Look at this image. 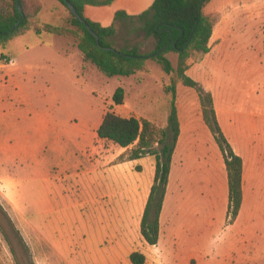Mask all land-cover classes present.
Returning <instances> with one entry per match:
<instances>
[{
	"label": "crops",
	"instance_id": "1",
	"mask_svg": "<svg viewBox=\"0 0 264 264\" xmlns=\"http://www.w3.org/2000/svg\"><path fill=\"white\" fill-rule=\"evenodd\" d=\"M153 2L114 0L106 6H85L84 14L108 27L116 12L137 16ZM57 52L66 57L71 53L79 56L74 51L63 53L61 48ZM114 107L119 116L130 117L118 106ZM114 107L110 105L111 109ZM261 112L257 127H252L258 133V144L248 147V152H257L254 162H264V108ZM104 113L95 122H88L86 129L76 125L79 132L73 138L68 137L69 129L64 131L46 120L38 127L41 134L37 136L25 128L12 129L11 123L0 136V177L8 183L9 199L15 208L23 201L33 211L35 263L131 264L129 256L133 252L145 257L144 264L247 263L250 253L246 244L258 235L253 210L264 209V197L259 199L253 188L264 181L259 175H256L259 181L246 175L244 158L233 148L243 164L242 202L235 221L227 223V171L223 156L203 122L201 108L199 117L195 115L186 123L177 108L179 135L155 245L147 244L141 235L155 158L120 161L127 149L96 134ZM250 116L243 122V126L246 124L243 137L248 145ZM45 135L48 140L42 138ZM202 144L209 147L211 157H207ZM30 155L34 161L32 170L23 169L19 160ZM233 235L238 236L234 241L240 242L230 243ZM220 240L228 244L218 246Z\"/></svg>",
	"mask_w": 264,
	"mask_h": 264
},
{
	"label": "rangeland",
	"instance_id": "2",
	"mask_svg": "<svg viewBox=\"0 0 264 264\" xmlns=\"http://www.w3.org/2000/svg\"><path fill=\"white\" fill-rule=\"evenodd\" d=\"M41 2V21L57 23L64 12L61 3L58 0ZM203 13L213 23L209 52H192L186 75L211 94L219 125L232 148L243 156L246 175L255 176L257 181L260 177L262 182L264 162H254L257 152H248V147L258 144V133L252 127H257L258 113L264 108V0H211L203 7ZM141 27L137 20L116 23L114 46L129 49L135 45L140 53H149L153 40L143 37ZM64 44L63 38L43 35L38 39L29 32L12 38L5 48H0V136L10 123L12 129L25 128L37 136L41 134L38 127L46 120L64 131L69 129L68 137L73 138L79 132L78 126L86 129L88 122L101 118L107 109L116 110L111 96L117 87L125 90L124 103L118 106L123 113L153 120L163 127L170 109V94L165 93V87L173 82L182 122L199 117L197 92L184 86L176 74L166 77L154 60H148L147 70L132 77L109 78L85 66L83 70L89 79L86 80L77 77L75 54L66 57L57 52ZM1 55L7 60L2 62ZM166 57L176 67L177 55L169 52ZM248 115H251L249 145L243 137L246 125L243 122ZM42 138L48 140L49 136ZM200 139L202 142V135ZM202 147L207 157H211L209 147ZM19 165L32 170L33 157L22 158ZM8 188L7 181L0 177V264H36L33 211L23 201L15 208ZM254 189L259 199H263L264 183ZM253 212L258 235L246 244L250 259L245 264H264V209ZM237 237L233 235L229 242H240L234 241ZM227 244L228 241L222 240L217 243L218 246Z\"/></svg>",
	"mask_w": 264,
	"mask_h": 264
},
{
	"label": "trees",
	"instance_id": "3",
	"mask_svg": "<svg viewBox=\"0 0 264 264\" xmlns=\"http://www.w3.org/2000/svg\"><path fill=\"white\" fill-rule=\"evenodd\" d=\"M64 7L57 23L42 22L39 15L43 9L41 0H0V48L12 38L32 32L38 39L52 35L64 39L63 53H78L76 71L78 77L89 80L83 67L90 66L100 74L111 77H132L146 69L148 60H154L166 77L176 74L184 86L193 88L199 98L202 119L213 136L224 159L228 179L227 223L237 218L242 202V159L225 137L216 117L213 99L195 81L186 75L187 60L192 52H209V40L213 32L211 19L203 13V7L211 0H154L152 5L137 16L119 11L113 23L102 27L85 17V6H106L114 0H58ZM17 3L22 13L17 8ZM70 4L79 18L73 15ZM141 23L145 39L153 40V49L146 54L137 46L117 49L114 46L117 34L116 23L135 21ZM93 30L95 37L85 28ZM17 25L14 30L11 29ZM71 42L75 46L69 44ZM74 48V49H73ZM177 55L176 67L166 57ZM7 60L1 55V61ZM170 94V109L164 128L148 119L134 116L121 117L107 109L96 131L99 138L111 141L127 151L119 160H136L145 156L155 158V174L150 194L141 220V235L149 245L158 241V222L161 206L169 178L173 151L179 135V121L176 107V90L173 82L165 87ZM125 90L117 87L111 96L114 105H123ZM131 264H144L145 257L139 252L129 256Z\"/></svg>",
	"mask_w": 264,
	"mask_h": 264
},
{
	"label": "water",
	"instance_id": "4",
	"mask_svg": "<svg viewBox=\"0 0 264 264\" xmlns=\"http://www.w3.org/2000/svg\"><path fill=\"white\" fill-rule=\"evenodd\" d=\"M67 5H68L69 9L71 10V12L73 13V15H75L76 17H78V19H80L79 16L77 15V13L75 12L74 8H73L70 4H67ZM17 8H18V10L20 11V13H22V9H21V7L19 6L18 3H17ZM80 21H82V20L80 19ZM83 23H84V22H83ZM84 25H85V28L89 31V33H91V34L95 37V40H96V42L98 43V37H97V35H95V33H94L93 30L88 26V24L84 23ZM16 26H17V25H15V26L11 29V31L14 30V28H15Z\"/></svg>",
	"mask_w": 264,
	"mask_h": 264
}]
</instances>
